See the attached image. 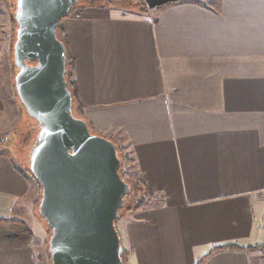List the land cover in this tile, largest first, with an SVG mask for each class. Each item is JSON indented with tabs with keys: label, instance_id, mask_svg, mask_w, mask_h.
<instances>
[{
	"label": "crops",
	"instance_id": "0c3cea01",
	"mask_svg": "<svg viewBox=\"0 0 264 264\" xmlns=\"http://www.w3.org/2000/svg\"><path fill=\"white\" fill-rule=\"evenodd\" d=\"M96 11L61 22L83 115L124 145L156 200L116 223L126 264H264L257 251L210 254L264 245V0ZM37 194L0 152V219L31 230ZM34 257L0 250V264Z\"/></svg>",
	"mask_w": 264,
	"mask_h": 264
},
{
	"label": "water",
	"instance_id": "95a60500",
	"mask_svg": "<svg viewBox=\"0 0 264 264\" xmlns=\"http://www.w3.org/2000/svg\"><path fill=\"white\" fill-rule=\"evenodd\" d=\"M180 0H144L153 10ZM79 0H16L14 88L38 132L28 171L41 189L38 215L51 231V264H124L115 221L129 185L116 146L72 114L66 49L57 28Z\"/></svg>",
	"mask_w": 264,
	"mask_h": 264
},
{
	"label": "rangeland",
	"instance_id": "374dc122",
	"mask_svg": "<svg viewBox=\"0 0 264 264\" xmlns=\"http://www.w3.org/2000/svg\"><path fill=\"white\" fill-rule=\"evenodd\" d=\"M106 1L93 0L92 3L98 6L100 5L101 9L114 8L123 12L132 11L130 10V5L133 9V6L136 4L144 3V0H108L111 1V5H109L108 3L105 4ZM87 4H90L88 0H80L71 10L70 14L76 13L85 16L105 12H97V8L95 7H83V5ZM15 10L16 0H0V92L5 103V112H3V115L0 114V152L6 153L13 164L24 170L28 169V155L38 132V126L22 110V106L15 94L14 76L17 72L13 61V45L16 29L13 23ZM2 119H4V122H2ZM91 133L109 140L114 138L101 135L93 129H91ZM114 141L116 140L114 139ZM117 144L123 149V153L126 155V162L122 170V174L126 179L128 175H133L136 171L131 162L132 157L130 152L122 147L124 146L123 144ZM40 193L41 191L39 192V198H41ZM35 211L38 214L36 207ZM123 213L121 212V215ZM42 221L41 217L38 216L36 221L34 220L33 223H29L34 235V243L31 246L35 252V264H51L48 255L49 236L44 227V221Z\"/></svg>",
	"mask_w": 264,
	"mask_h": 264
},
{
	"label": "trees",
	"instance_id": "16d2710c",
	"mask_svg": "<svg viewBox=\"0 0 264 264\" xmlns=\"http://www.w3.org/2000/svg\"><path fill=\"white\" fill-rule=\"evenodd\" d=\"M88 1L90 4L83 5V7H90V8L95 7L97 9H101L100 5L98 6L95 3L94 4L92 3L93 0H88ZM95 1H98V0H95ZM107 3L109 5H111V1L107 0L105 2V4H107ZM130 7H131L130 10H132L134 12H143L145 10H148V8L146 7V4H144V3L136 4L135 6H133V9H132L131 5H130ZM61 22L57 28V37L63 43V45L66 49V75H65V80L67 82V89L69 90V92L71 93V96H72V114L76 118L82 119L86 122L84 115H83V108H82V105H81V103L79 101V97H78L77 85H76L74 75H73L75 63H74V60L70 54V51L68 48V43H67V38H66V35H65L64 30H63ZM13 23H14V19H13ZM14 25H15V23H14ZM22 110H23V108H22ZM30 120L35 122L32 119H30ZM87 126L89 127L90 132H91V128H90L88 123H87ZM111 139L112 140H110V141L113 142L114 145L116 146L117 156L120 160L119 174H120L121 178L129 185V187L131 189L130 194L127 198L126 205L119 212V218L115 221V226H116V223L120 219H122L126 214L145 210L151 206H156L155 205L156 200H154V198H151L148 195L147 187H146L145 181H144L142 176H139L137 173H135L133 175H128L126 177V179L124 178V176L122 174V170L124 169V165L126 162V155H125V153H123V149L120 146H118V144H117L118 142L114 141L113 138H111ZM23 171L37 185V189H38V198L37 199L38 200H37L35 206L38 209V204L40 201L39 192L41 191V189L38 186V184L36 183L35 179L31 175V173L28 171V169H24ZM40 196H41V193H40ZM121 212H124V213L121 215ZM43 224L45 225L44 222H43ZM44 227L46 228L47 235L50 237L51 231L49 230V228L46 225ZM33 243H34V235L31 232V230L29 229V227L24 222H21L19 220H15V219H0V250H6V251L22 250V249H26V248L30 247ZM262 247H264V245H259V246H255L252 248L242 249V248L236 247L235 245H223V246L213 248V250H211L210 254L217 252V251H226V250H230V251L231 250H247V251L253 252V251H257L258 249H260ZM121 256H122L123 263L126 264V253L124 251H122ZM49 260H50V257H49ZM50 262H51V260H50ZM197 264H201V263H197Z\"/></svg>",
	"mask_w": 264,
	"mask_h": 264
},
{
	"label": "built area",
	"instance_id": "2783aa9c",
	"mask_svg": "<svg viewBox=\"0 0 264 264\" xmlns=\"http://www.w3.org/2000/svg\"><path fill=\"white\" fill-rule=\"evenodd\" d=\"M257 254L259 257H261L262 259H264V247L260 248L257 250Z\"/></svg>",
	"mask_w": 264,
	"mask_h": 264
}]
</instances>
